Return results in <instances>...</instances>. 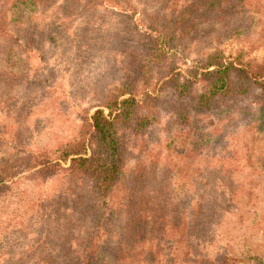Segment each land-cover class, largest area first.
I'll use <instances>...</instances> for the list:
<instances>
[{"label":"rangeland","instance_id":"374dc122","mask_svg":"<svg viewBox=\"0 0 264 264\" xmlns=\"http://www.w3.org/2000/svg\"><path fill=\"white\" fill-rule=\"evenodd\" d=\"M73 1L50 0L46 5L27 8L28 13L33 12L41 30L32 31L34 46L25 44V31H14L21 44L15 49L14 67L1 59L4 37L0 38V67L16 69L23 75L22 84L0 83V169L15 161L18 153L25 155L77 132L81 115L94 110L100 96L123 80V72L134 67L130 61L142 53L139 42L144 30L142 10L152 14L159 7L158 0H126L122 6L86 9ZM239 3L225 0L219 8L199 3L190 10L185 26L175 30L177 38L167 53L163 71L172 63L181 70L192 61L203 63L215 49L223 51L225 60L242 52L245 60L261 62L264 0H242V6ZM159 75L154 70L149 76L151 82ZM170 93L169 88L160 90V100L167 99ZM260 102L249 95L220 111L198 117L199 123L211 132L204 158L226 161L230 166L226 171L212 174L197 216L200 225L193 226V208L188 206L186 210L189 238L202 240L199 250L204 258L196 256L193 261L199 259L200 263L195 264H264V126L259 127L253 116ZM163 107L145 134V139L159 149L176 130L169 122L171 114ZM17 132L24 143L22 152H17L11 141L12 134ZM138 154L133 151L126 158V173L137 165ZM76 181L81 185L77 186ZM4 184L0 194V264H36L42 257L60 259L65 221L62 215L67 208L80 205L76 197L71 202L72 192L88 194L89 186L78 180L45 183L33 179L29 171L5 179ZM113 195L118 200L123 195L122 183L115 185ZM211 196L213 202L208 200ZM80 200L87 203L88 197L83 195ZM109 203V209L117 210L118 203L112 204V200ZM116 216V212L110 216L115 230H110L108 235L119 236L100 237L108 260H114V251L126 243L123 229H117L120 227ZM82 223L90 227L88 220ZM149 237L158 238L156 230L140 235L139 239ZM160 240L156 260L172 264L169 257L175 254L174 243ZM182 251L174 255L173 264L181 262ZM146 253L144 249L141 256ZM185 262L186 259L182 261Z\"/></svg>","mask_w":264,"mask_h":264},{"label":"trees","instance_id":"16d2710c","mask_svg":"<svg viewBox=\"0 0 264 264\" xmlns=\"http://www.w3.org/2000/svg\"><path fill=\"white\" fill-rule=\"evenodd\" d=\"M47 1L50 2L0 0V38L4 37L1 59L10 66L16 64L15 49L21 46L14 31H25V44L34 46L32 31L41 30L33 12L28 13L27 8L46 5ZM223 1L158 0L159 7L152 14L143 9L144 30L139 41L142 53L130 61L134 67L123 72V80L100 96V103L92 112L81 113L77 132L27 151L25 155L18 153L15 161H9L6 168L0 169V194L6 186L4 180L13 179L21 171H29L33 179L45 183L78 180L89 186L88 194L72 192L71 202L76 197L80 205L67 208L62 215L65 221L59 249L63 254L61 258L42 257L36 264H166V261L156 260L160 239L174 243L175 254L169 257L172 264L179 250H183L179 264H183L184 259L185 264L200 263L199 259H193L203 257L199 250L202 240L189 238L186 210L188 206L193 208V226L200 225L197 216L204 205L205 188L211 185L213 173L226 171L230 164L204 158L210 131L199 123L198 117L254 95L262 101L253 115L254 121L259 127L264 126V59L253 63L245 60L242 52H237L231 60H225L223 51L215 49L203 63L192 61L184 70L172 63L163 71L162 65L176 41L175 30L185 26L190 10L199 3L219 8ZM238 1V6L244 5L242 0ZM73 3L90 9L102 5L122 6L126 0H74ZM154 70L160 75L152 83L149 76ZM22 78L20 71L0 67V83L22 84ZM165 88L171 93L162 101L159 92ZM162 105L171 114L169 122L176 130L159 149L145 139V134L157 120ZM11 141L17 152L24 151L20 133L12 134ZM133 151L139 153L138 163L126 173L125 160ZM14 168L17 171H13ZM117 183L123 184L119 200L113 195ZM80 185L81 182L77 184ZM83 195L88 197L87 203L80 200ZM109 200L112 204L118 203L116 211L108 208ZM208 200L213 202L214 197ZM115 212L120 227L116 228L123 229L126 243L114 251V260H108L100 237L115 230L110 217ZM84 220L90 222V227L82 223ZM153 230L158 238L139 239L140 235ZM72 234L77 237H71ZM118 236V233L108 235L110 238ZM208 240L211 242V238ZM144 249L147 253L141 256Z\"/></svg>","mask_w":264,"mask_h":264}]
</instances>
